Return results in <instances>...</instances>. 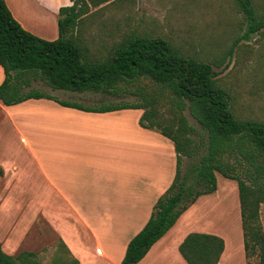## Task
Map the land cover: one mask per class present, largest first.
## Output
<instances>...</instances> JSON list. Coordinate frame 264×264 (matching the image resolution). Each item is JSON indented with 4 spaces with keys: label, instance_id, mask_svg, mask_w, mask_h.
<instances>
[{
    "label": "trees",
    "instance_id": "1",
    "mask_svg": "<svg viewBox=\"0 0 264 264\" xmlns=\"http://www.w3.org/2000/svg\"><path fill=\"white\" fill-rule=\"evenodd\" d=\"M71 1V5L60 9L59 37L47 40L26 30L13 16L6 0H0V65L5 73L0 84V102L14 105L30 98H48L91 112L138 108L144 111L143 126L158 130L174 142L178 159L176 177L155 203L146 225L128 243L121 264L140 262L199 196L215 192L218 173L238 181L247 263L257 256L259 263L264 264L261 222L264 121L239 117L234 112L231 95L218 82L214 62L187 55L165 37L131 33L107 57L93 59L80 30L83 18L91 6L111 0ZM234 2L242 14L245 32L227 51L230 60L243 40L264 29V13L258 11L254 0ZM144 79L149 80L146 88L141 83ZM38 80L53 90L115 95L129 91L138 101L86 106L53 98L33 88V82ZM164 104L168 114L162 111ZM186 110L200 124L198 139L193 137L196 128L189 122ZM183 156L195 159L185 176ZM188 178H193V183ZM179 249L188 264H218L225 241L215 234L191 232ZM0 264H80V261L61 238L49 263H44L37 251L11 255L0 240Z\"/></svg>",
    "mask_w": 264,
    "mask_h": 264
},
{
    "label": "crops",
    "instance_id": "2",
    "mask_svg": "<svg viewBox=\"0 0 264 264\" xmlns=\"http://www.w3.org/2000/svg\"><path fill=\"white\" fill-rule=\"evenodd\" d=\"M55 1L54 5L48 4V0H6V3L26 30L41 38L55 40L59 37L60 9L73 3L71 0ZM24 2L35 13H25ZM4 78V69L0 65V84ZM123 112V109L84 111L48 98H30L14 105L0 102V188H3L0 234L4 233L0 240L7 253L17 256L22 251H37L22 249L27 237L26 229L20 226L24 221L19 222L21 212L11 214L10 208L19 207L17 201L9 198L8 205L4 202L8 192H21L23 176L27 179L37 171L40 176L39 207L38 202L30 199L34 203L35 217L43 219L67 244L80 264H121L128 243L146 225L155 203L176 177L168 173L161 180L157 175L159 172L141 171L135 173L138 179L136 188L129 186L132 173L128 170L127 141L121 127L118 132L113 123L108 122L112 116H120ZM74 117L76 121H73ZM90 119L94 123H90ZM38 126L43 128V136H46L40 143V153L44 154L40 158L31 143V135L35 136L33 130ZM24 129L28 131L26 134L22 132ZM91 137H95L96 146L89 151L92 155L86 156L85 147ZM112 147H117L114 152ZM174 149L176 151L175 144ZM151 158L154 163L158 160L157 157ZM105 168L108 173L104 174ZM26 183L32 185L31 181ZM190 212L188 208L137 264H188L179 247L191 232L221 236L225 249L218 264H235L231 258L233 245L223 228L205 221L197 230V223H182L193 220ZM9 217L12 222L7 221ZM35 222L29 223L34 225Z\"/></svg>",
    "mask_w": 264,
    "mask_h": 264
},
{
    "label": "rangeland",
    "instance_id": "3",
    "mask_svg": "<svg viewBox=\"0 0 264 264\" xmlns=\"http://www.w3.org/2000/svg\"><path fill=\"white\" fill-rule=\"evenodd\" d=\"M254 1L258 11L264 13V0ZM47 3L54 5L56 1L53 0L51 3L48 0ZM28 7V4L24 2L25 13H35L33 12L35 10L31 8L32 11ZM83 19L80 30L93 59L107 57L112 48L131 33L147 37H165L187 55L214 62V68L218 72V82L228 90L234 112L239 117L264 121V29L251 35L249 39L243 40L231 60L226 57L234 40L245 32L242 14L234 0H111L97 7L91 6L90 12ZM216 62L222 64L218 65ZM148 81L144 79L141 82L142 86L146 88ZM32 87L51 94L53 98L74 101L86 106L138 101V97L129 91H122L119 95H115L103 92L80 93L53 90L41 80L34 81ZM138 110L141 111L138 108H126L120 116H112V119L108 120L113 123L118 132L121 127L123 138L125 137L127 141L128 170L132 173L129 175V186L132 185L135 188L138 180L135 173L159 172L157 175L164 180L168 173L176 175L178 163L173 142L161 135L158 130L143 126L141 124L143 113ZM162 111L168 114L166 104L162 106ZM185 114L196 128L193 137L198 139L197 134L201 132L200 124L188 110ZM72 119L76 121L75 117ZM89 122L94 123L92 119ZM22 132L26 134L28 131L24 129ZM33 132L35 136L31 135V143L36 155L40 158L44 155L40 153V143L46 136H43V128L40 126ZM95 146L96 139L91 137L85 147L87 150L85 155L91 156L89 151ZM115 146L119 147V144ZM116 148L112 147L111 150L114 152ZM151 157H157L158 160L154 163ZM194 163V158L182 157L184 176L189 174ZM103 173H108V169H103ZM193 180L188 178L189 183H193ZM27 181H31L32 185L26 183ZM20 187L19 193L9 194L8 192L4 202L8 205L7 199L13 198L19 205V207L14 205L15 208H10L11 214L21 212L19 222L24 221V224L20 226L26 229L27 237L22 249L37 250L43 257L44 263H49L60 238L50 230L43 219L35 217L36 211L32 207L34 203L30 202L33 198L34 202H38L39 207V173L33 171L27 179L23 176ZM218 187L217 192L199 196L189 207L193 220L182 223L186 225L197 223V230L201 229L202 222L206 223L205 221L222 227L225 236L234 246V248L232 246L231 258L234 259L235 264H248L244 250L238 181L218 173ZM2 190L3 188H0V195ZM92 196L99 198L101 195ZM30 215L32 217L29 219ZM7 221L12 222V218L9 217ZM29 222L31 224L35 222V224L30 225ZM261 222L264 230V203L261 205ZM0 235L3 237L4 233ZM250 264H260L258 257L253 256Z\"/></svg>",
    "mask_w": 264,
    "mask_h": 264
}]
</instances>
